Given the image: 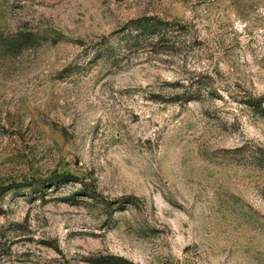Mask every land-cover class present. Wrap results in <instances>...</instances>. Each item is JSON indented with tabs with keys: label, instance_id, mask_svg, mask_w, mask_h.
Listing matches in <instances>:
<instances>
[{
	"label": "rangeland",
	"instance_id": "1",
	"mask_svg": "<svg viewBox=\"0 0 264 264\" xmlns=\"http://www.w3.org/2000/svg\"><path fill=\"white\" fill-rule=\"evenodd\" d=\"M0 264H264V0H0Z\"/></svg>",
	"mask_w": 264,
	"mask_h": 264
},
{
	"label": "trees",
	"instance_id": "2",
	"mask_svg": "<svg viewBox=\"0 0 264 264\" xmlns=\"http://www.w3.org/2000/svg\"><path fill=\"white\" fill-rule=\"evenodd\" d=\"M183 29L184 26L178 22H169L157 16H145L130 23L126 44L128 47H136L153 55L168 54L170 47L167 45L172 44V47L181 53V43L178 40L180 30ZM192 100H196V97L183 98L185 102ZM247 104L256 108L260 105V101L252 100Z\"/></svg>",
	"mask_w": 264,
	"mask_h": 264
}]
</instances>
